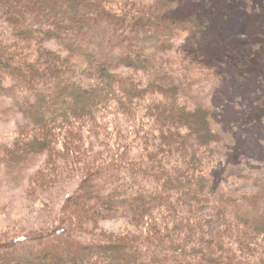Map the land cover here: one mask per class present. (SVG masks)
<instances>
[{
	"label": "trees",
	"instance_id": "obj_1",
	"mask_svg": "<svg viewBox=\"0 0 264 264\" xmlns=\"http://www.w3.org/2000/svg\"><path fill=\"white\" fill-rule=\"evenodd\" d=\"M200 1L0 0V22L14 32L12 38L0 30V87L12 96L23 92L32 124L43 129L17 149L0 150V158L25 161L36 152H54L93 122L121 114L127 124L117 144L125 152L89 174L85 181L91 184L71 197L88 215L115 211L136 220L151 216L154 222L153 236L144 241L79 240L63 226L56 237L69 234L77 246L35 256L27 250L32 236L24 234L0 248V264H264V181L261 192L249 197L258 208L222 190L212 170L228 137L211 105L188 98L199 82L172 56L185 32L202 40L222 37L217 19L199 9ZM250 16L264 24V4L255 5ZM237 38L227 36L229 48L219 54L192 55L188 66L208 58L201 64L231 77L227 69ZM52 40L64 50L51 47ZM250 47L242 56L249 65L256 61V47ZM252 78L237 77L235 83L245 87ZM143 180L156 188L143 186ZM203 209L230 225L218 252L214 236L194 230L205 219L199 214ZM233 230L238 237L229 236ZM130 249L132 255L126 253Z\"/></svg>",
	"mask_w": 264,
	"mask_h": 264
},
{
	"label": "rangeland",
	"instance_id": "obj_2",
	"mask_svg": "<svg viewBox=\"0 0 264 264\" xmlns=\"http://www.w3.org/2000/svg\"><path fill=\"white\" fill-rule=\"evenodd\" d=\"M258 4L261 6L264 0H201L199 9L217 19L216 29L225 36L224 39L202 40L185 32L172 55L179 60L177 67L190 69L191 76L199 82L188 98L211 105L219 129L228 137L220 164L212 170L218 174L222 190L227 189L241 198L239 202L244 206L257 208L249 197L261 192L264 181V24L261 20H251L250 16ZM9 25L0 22V30L5 36L14 38ZM227 36L238 37L237 52L241 53L234 51L229 59L231 67L227 70L231 77L220 76L216 69L201 64L208 58L193 64L192 69L188 66L192 63V55L219 54L229 48L224 45ZM48 44L64 50L57 40ZM253 44L256 57L252 58L256 61L249 65L242 56L244 51L247 54L253 49L250 47ZM221 46L220 50L216 48ZM246 47L250 48L245 50ZM260 47L261 54H258ZM234 64L242 66L234 68ZM141 75L145 77L143 73ZM245 76H253V84L238 86L236 78ZM25 97L21 91L12 96L9 89L0 87V150L17 149L20 143L42 129L32 124ZM126 124L125 116L115 115L113 119L88 125L71 143L67 145L64 140L60 149L54 152H36L25 161L0 158V248L11 247L24 234L32 236L27 248L32 256L51 248L66 251L76 247L77 242L71 235L56 237L63 226L80 235L79 240L99 236H137L143 241L150 240L154 223L151 216L136 220L129 213L115 211L111 216L88 215L87 207L79 205L76 197H71L81 192L83 184H91V181H85L89 174L104 169L111 159L125 152L126 148L117 141L121 126ZM146 183L148 189L156 188L152 180L150 183L143 180V186ZM119 186L122 188V184ZM199 214L205 219L195 225L194 230L214 236L212 248L218 252V244L224 237L221 235L228 232L230 225L204 209ZM229 233V236L238 237V231ZM133 251L130 249L126 253L132 255ZM243 264L261 263L245 260Z\"/></svg>",
	"mask_w": 264,
	"mask_h": 264
}]
</instances>
